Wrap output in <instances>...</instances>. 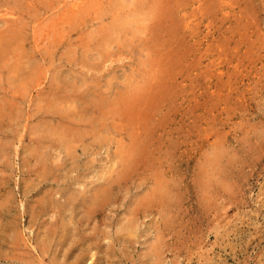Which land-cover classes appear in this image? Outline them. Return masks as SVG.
<instances>
[{"label": "rangeland", "instance_id": "374dc122", "mask_svg": "<svg viewBox=\"0 0 264 264\" xmlns=\"http://www.w3.org/2000/svg\"><path fill=\"white\" fill-rule=\"evenodd\" d=\"M0 264H264V0H0Z\"/></svg>", "mask_w": 264, "mask_h": 264}, {"label": "bare ground", "instance_id": "6f19581e", "mask_svg": "<svg viewBox=\"0 0 264 264\" xmlns=\"http://www.w3.org/2000/svg\"><path fill=\"white\" fill-rule=\"evenodd\" d=\"M86 2V1H85ZM114 3V2H113ZM134 3V2H133ZM141 3V2H140ZM154 4V3H153ZM118 6V5H117ZM136 7V6H135ZM76 14V13H75ZM131 15V14H130ZM12 16V15H11ZM84 20V19H83ZM116 20H118V19H116ZM136 20V19H135ZM104 24V23H103ZM106 28V27H105ZM112 32V31H111ZM245 33V32H244ZM125 122V121H124ZM66 134V133H65ZM59 135V134H58ZM65 136V135H64ZM59 137V136H58ZM60 138V137H59ZM62 138V137H61ZM66 138V137H65ZM63 140V139H62ZM63 143V142H62ZM64 145V144H63ZM70 145V144H69ZM69 147V146H68ZM49 169V168H48ZM69 196H70V194H69ZM94 196V195H93ZM103 197V196H102ZM101 199V198H100ZM92 201V200H91ZM82 204V203H81ZM91 204V203H90ZM91 206V205H90ZM88 209V208H87ZM98 209V208H97ZM95 210V209H94ZM92 211V210H91ZM94 215V214H93ZM92 215V216H93Z\"/></svg>", "mask_w": 264, "mask_h": 264}]
</instances>
